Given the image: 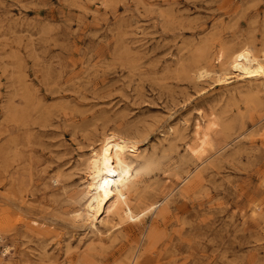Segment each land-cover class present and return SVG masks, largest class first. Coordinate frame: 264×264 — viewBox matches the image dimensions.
Here are the masks:
<instances>
[{
    "label": "rangeland",
    "instance_id": "obj_1",
    "mask_svg": "<svg viewBox=\"0 0 264 264\" xmlns=\"http://www.w3.org/2000/svg\"><path fill=\"white\" fill-rule=\"evenodd\" d=\"M244 48L264 55V0H0V264H264V77L227 69ZM108 134L152 162L127 229L71 218Z\"/></svg>",
    "mask_w": 264,
    "mask_h": 264
},
{
    "label": "bare ground",
    "instance_id": "obj_2",
    "mask_svg": "<svg viewBox=\"0 0 264 264\" xmlns=\"http://www.w3.org/2000/svg\"><path fill=\"white\" fill-rule=\"evenodd\" d=\"M227 69L240 78L264 77V55L255 56L248 48L233 52ZM227 78L225 73L219 75L218 80L226 81ZM100 142V146L93 149L87 158L84 182L79 193L84 201L72 210L71 218L96 226V222L105 223L103 216L109 213L113 217L116 216V220L125 224L124 229H127L132 225L130 222L140 221L154 206L150 203L145 207L136 208L134 204H130V192L138 188V178L146 173L152 162L147 158L133 160L128 157V141L121 136L108 134ZM130 146L134 148V144Z\"/></svg>",
    "mask_w": 264,
    "mask_h": 264
}]
</instances>
